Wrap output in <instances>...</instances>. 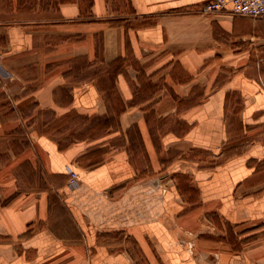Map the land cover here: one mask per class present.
I'll return each instance as SVG.
<instances>
[{"label": "crops", "instance_id": "crops-1", "mask_svg": "<svg viewBox=\"0 0 264 264\" xmlns=\"http://www.w3.org/2000/svg\"><path fill=\"white\" fill-rule=\"evenodd\" d=\"M207 1L0 0V264H264V19Z\"/></svg>", "mask_w": 264, "mask_h": 264}, {"label": "rangeland", "instance_id": "rangeland-1", "mask_svg": "<svg viewBox=\"0 0 264 264\" xmlns=\"http://www.w3.org/2000/svg\"><path fill=\"white\" fill-rule=\"evenodd\" d=\"M59 1H64V0H11L12 4V15L13 18L16 16H19V10L20 9H25V11H28V16H53L55 15V7L57 6V3ZM227 38L224 35H221V61H229V62H235L236 64H243L245 62L252 63L255 67L256 70L258 71L259 69L261 71H264V53L263 51L257 50V51H251V53H243L247 52L249 48V43H252L251 49H254L255 47H259L258 44L253 43L256 41H253L252 39L248 40H239L242 44L238 45L236 49V54H227L226 52V45L227 44ZM237 41V42H239ZM248 43V44H246ZM261 64V66H259ZM67 119L59 121L58 124H61L65 122ZM77 123H82V120H75ZM77 137H85V136H80L77 135Z\"/></svg>", "mask_w": 264, "mask_h": 264}, {"label": "built area", "instance_id": "built-area-1", "mask_svg": "<svg viewBox=\"0 0 264 264\" xmlns=\"http://www.w3.org/2000/svg\"><path fill=\"white\" fill-rule=\"evenodd\" d=\"M204 13L228 12L233 15L264 19V0H209L201 8ZM68 186L76 188L79 185L78 173L68 171Z\"/></svg>", "mask_w": 264, "mask_h": 264}]
</instances>
